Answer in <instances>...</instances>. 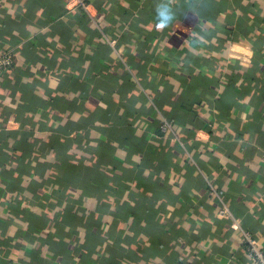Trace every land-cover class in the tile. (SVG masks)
<instances>
[{
    "label": "crops",
    "instance_id": "0c3cea01",
    "mask_svg": "<svg viewBox=\"0 0 264 264\" xmlns=\"http://www.w3.org/2000/svg\"><path fill=\"white\" fill-rule=\"evenodd\" d=\"M79 1L0 0V264H259L264 0Z\"/></svg>",
    "mask_w": 264,
    "mask_h": 264
},
{
    "label": "built area",
    "instance_id": "2783aa9c",
    "mask_svg": "<svg viewBox=\"0 0 264 264\" xmlns=\"http://www.w3.org/2000/svg\"><path fill=\"white\" fill-rule=\"evenodd\" d=\"M78 5L83 6L85 10L88 9V5L83 0H80ZM110 43L115 45L116 41H110ZM15 61L16 54L13 49L0 51V75H2L4 72H9L14 67ZM158 128L160 133L165 135L176 133L174 120L166 117L161 118ZM173 139L182 143L179 136L174 135ZM262 160L264 163V149L262 153ZM208 184L211 194L217 196V198H219V200L222 202V205L218 208L217 216L224 219H232L235 223H237L241 230L240 246L245 248L248 257L252 261L259 264H264V247L261 246L255 233L242 226L240 218L235 216L234 212L227 205L225 200H223L221 192L214 188L212 182L209 181Z\"/></svg>",
    "mask_w": 264,
    "mask_h": 264
},
{
    "label": "trees",
    "instance_id": "16d2710c",
    "mask_svg": "<svg viewBox=\"0 0 264 264\" xmlns=\"http://www.w3.org/2000/svg\"><path fill=\"white\" fill-rule=\"evenodd\" d=\"M72 167H74L73 168V174L74 175H79L81 172H83V166L82 165H73ZM59 168L63 171V173H65V172H67V173H69L70 174V172H71V164L69 163V162H67L66 160H64L60 165H59ZM72 174V175H73ZM67 182V183H66ZM62 181V180H60V183L64 186V187H68V185H69V180H67V181ZM128 211V210H127Z\"/></svg>",
    "mask_w": 264,
    "mask_h": 264
}]
</instances>
